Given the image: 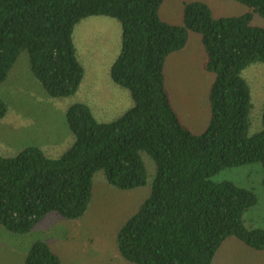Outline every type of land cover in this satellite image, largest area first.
<instances>
[{"label": "trees", "instance_id": "trees-1", "mask_svg": "<svg viewBox=\"0 0 264 264\" xmlns=\"http://www.w3.org/2000/svg\"><path fill=\"white\" fill-rule=\"evenodd\" d=\"M166 1L0 0V85L26 52L47 96L74 95L86 72L75 27L84 18L106 15L122 27V50L111 76L134 101L111 121L99 120L88 103L70 105L66 117L74 142L60 157L32 145L14 156L0 153V225L8 231L29 234L54 212L82 218L100 173L123 191L145 187L151 176L149 194L116 233L127 263L212 264L230 236L264 251V229L244 222L259 201L255 192L212 179L223 169L251 163H261L264 171V107L262 128L251 133L253 96L243 75L249 65L264 63V0H234L247 8L237 15H217L205 0L186 1L181 22L162 18ZM190 32L200 36L204 67L213 75L211 117L202 132L184 123L165 72L167 58L187 47ZM9 110L0 97V119ZM24 264L66 262L37 238Z\"/></svg>", "mask_w": 264, "mask_h": 264}, {"label": "rangeland", "instance_id": "rangeland-1", "mask_svg": "<svg viewBox=\"0 0 264 264\" xmlns=\"http://www.w3.org/2000/svg\"><path fill=\"white\" fill-rule=\"evenodd\" d=\"M190 0L166 1L160 11L163 19L181 22L184 4ZM208 1L217 15H237L245 5L237 1ZM77 54L85 66L80 89L71 96L54 99L46 95L29 69L27 53L21 54L7 81L0 85V97L10 107L0 119V153L14 156L27 146H39L51 158L60 157L74 142L67 126L66 109L76 102L90 105L101 121L124 114L134 101L130 90L116 84L111 68L122 50L121 23L113 17L84 18L74 30ZM204 47L200 36L190 32L182 51L166 60L167 86L184 123L202 132L209 124V91L213 75L204 67ZM250 84L254 108L251 133L262 128L264 107V63L249 65L243 72ZM123 191L111 186L104 173L94 178L95 196L88 212L69 220L51 213L31 233L13 234L0 225V264H24L32 242L43 238L62 253L66 264H129L116 246V233L149 194V184ZM216 182L232 181L255 192L259 201L244 215L248 227L264 229V171L261 163L226 168L215 174ZM212 264H264V251H258L236 236L228 237L218 249Z\"/></svg>", "mask_w": 264, "mask_h": 264}]
</instances>
